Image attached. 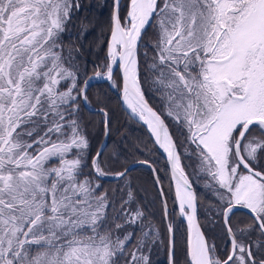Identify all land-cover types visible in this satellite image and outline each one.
<instances>
[{"label":"snow or ice","instance_id":"1","mask_svg":"<svg viewBox=\"0 0 264 264\" xmlns=\"http://www.w3.org/2000/svg\"><path fill=\"white\" fill-rule=\"evenodd\" d=\"M103 7L95 47L106 52L89 76L80 47L65 45L98 19L82 0H0V264H155L161 250L167 264H264V0ZM93 79L118 87L162 150L161 167L136 161L153 174L151 199L130 167L112 170L140 143L93 145L114 127L107 94L89 99ZM108 175L118 186H102ZM201 182L214 201L203 220Z\"/></svg>","mask_w":264,"mask_h":264},{"label":"trees","instance_id":"2","mask_svg":"<svg viewBox=\"0 0 264 264\" xmlns=\"http://www.w3.org/2000/svg\"><path fill=\"white\" fill-rule=\"evenodd\" d=\"M83 4L91 8V12L85 13L86 16H93L97 15L98 19L96 20L95 25H92L90 27V35L86 36L84 38V42L81 43L79 40H69L68 37H65V45H75L79 46L81 52L83 53V62H87L88 69L87 74L91 76L94 71V64L101 63L104 60L106 49L105 47H100L97 49L95 47L96 44V32L97 29L100 28L101 24H106L107 17L109 15L110 9L107 7H103L106 4H110V0H82ZM77 23H79V19L77 20ZM85 24L88 23L87 20L84 21ZM71 31L78 32L79 28L72 29ZM101 35L105 37L104 44L107 43V31L104 30L101 32ZM114 76H117L118 74L114 72ZM107 94V100L109 103V107L112 109L114 113V127H113V134L107 138V143L105 145L106 153L111 154L114 149V143H119L121 140H124L126 137L128 140L137 141L140 143L141 151L137 152L135 156H129L127 160L124 162V164H115L113 165L112 170H123V167L131 166V164H135L131 167V171L129 175L133 178H137L138 183L141 185H144L150 189V199L155 196V187L152 184V172L147 166L140 165L136 163L138 160L148 159L151 162L155 163L156 161H159V164H157V167H161L165 161L164 156L160 153L159 150L156 149V146H154L151 142V137L149 135L148 130L143 126L142 123H138L134 118H131L129 114L122 108L121 102H120V93L118 90V87L113 88V86L110 85V81H100V80H94L93 82L89 83V90L88 95L91 103L95 106L96 105V99L95 97L98 94ZM150 103H154V101L150 98ZM95 119L99 120V117H94ZM104 138L100 136H95L93 139V145L95 147H99L101 144H103ZM147 145V148L144 146ZM151 150V151H149ZM123 159V158H121ZM161 180L163 182V187L165 188V198L168 203V213H169V221H172L174 224L178 223L180 220L179 212L176 211L177 204L174 201L173 194L169 192V187L173 183L170 179V173L168 172H161ZM113 177V175H108L101 179L100 183L105 188H114L118 186L120 183V180L118 178H110ZM197 192L201 197L200 203L201 208L198 209L199 215L198 217L203 220V214L208 212V209L210 208L211 204L214 203V201L211 199L208 190L204 187L203 182L197 187ZM153 211L156 213L157 218L159 220L158 226L161 227V230H163V218H162V211H163V205L160 203L159 199L156 198V203L153 208ZM241 212H246L244 210H241ZM187 224L184 223V225L181 226L180 232L183 234L186 232ZM183 239V236H181V240ZM155 264H167L166 255L163 250L159 253L158 256L154 257Z\"/></svg>","mask_w":264,"mask_h":264},{"label":"water","instance_id":"3","mask_svg":"<svg viewBox=\"0 0 264 264\" xmlns=\"http://www.w3.org/2000/svg\"><path fill=\"white\" fill-rule=\"evenodd\" d=\"M99 80H100V79H99ZM101 81H105V80H101ZM145 128H146V127H145ZM106 140H107V139L104 138V141H105V142L103 143V145H106V143H107ZM159 151H160V153L162 154V150H159ZM162 155H163V154H162ZM134 165H135V164H131V166H129L130 169H131V167L134 166ZM110 178H116V177L113 176V177H110ZM167 208H168V203H167ZM242 210H243V209H242ZM244 211H246V210H244ZM198 215H199V212H198ZM167 220H169V213H168V216H167ZM185 223H186V221H185Z\"/></svg>","mask_w":264,"mask_h":264},{"label":"rangeland","instance_id":"4","mask_svg":"<svg viewBox=\"0 0 264 264\" xmlns=\"http://www.w3.org/2000/svg\"><path fill=\"white\" fill-rule=\"evenodd\" d=\"M94 80H97V79H93V80H91L90 82H93ZM110 85H111V82H110ZM113 88H116V87H113Z\"/></svg>","mask_w":264,"mask_h":264}]
</instances>
